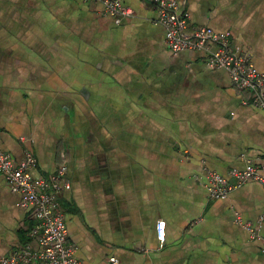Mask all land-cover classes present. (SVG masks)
I'll return each instance as SVG.
<instances>
[{"label":"crops","instance_id":"crops-1","mask_svg":"<svg viewBox=\"0 0 264 264\" xmlns=\"http://www.w3.org/2000/svg\"><path fill=\"white\" fill-rule=\"evenodd\" d=\"M176 1L187 33L229 31L264 72V0ZM123 3L134 14L115 25L99 2L0 0V147L34 154L35 177L68 165L58 202L85 264H264V220L244 226L264 217V182L221 200L201 172L244 168L245 154L264 176V111L205 52L173 54L148 0ZM35 223L0 173V257Z\"/></svg>","mask_w":264,"mask_h":264},{"label":"built area","instance_id":"built-area-1","mask_svg":"<svg viewBox=\"0 0 264 264\" xmlns=\"http://www.w3.org/2000/svg\"><path fill=\"white\" fill-rule=\"evenodd\" d=\"M86 1L101 3L104 13L115 25L122 24L125 18L134 14L123 0ZM148 1L156 10L154 23L165 28V42L173 54L184 50L205 52L206 63L210 67L226 70L237 89L251 91V104L264 111V72L256 67L249 54L241 53L231 45L229 31L220 32L210 26H200L192 33H187L191 14L181 11L176 0ZM242 157L246 162L245 167H234L228 174L211 169L202 160V178L211 197L225 200L235 188L251 179L264 182V176L259 173L253 161L245 154ZM37 165L38 159L31 152L26 154L22 162L17 163L10 153L0 147V173L11 190L20 194L21 205L33 206L36 218L35 225L28 233L31 242L0 257V264H85L77 257V247L69 239L65 214L58 202L59 194L71 188V181L67 177L68 165L61 164L50 177H35L33 172ZM263 220L264 217H260L255 224L249 222L244 226L254 235L256 227L263 226ZM156 231L159 240L164 242L165 221L157 222ZM106 264H120V259L110 256Z\"/></svg>","mask_w":264,"mask_h":264}]
</instances>
